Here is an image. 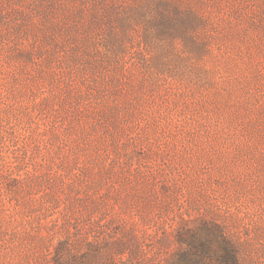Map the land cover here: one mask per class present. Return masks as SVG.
I'll use <instances>...</instances> for the list:
<instances>
[{
    "label": "rangeland",
    "instance_id": "1",
    "mask_svg": "<svg viewBox=\"0 0 264 264\" xmlns=\"http://www.w3.org/2000/svg\"><path fill=\"white\" fill-rule=\"evenodd\" d=\"M0 264H264V0H0Z\"/></svg>",
    "mask_w": 264,
    "mask_h": 264
}]
</instances>
